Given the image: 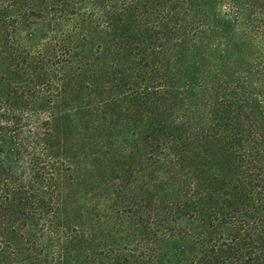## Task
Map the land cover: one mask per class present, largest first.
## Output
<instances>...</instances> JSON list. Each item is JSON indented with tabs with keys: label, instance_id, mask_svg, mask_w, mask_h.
I'll return each instance as SVG.
<instances>
[{
	"label": "trees",
	"instance_id": "trees-1",
	"mask_svg": "<svg viewBox=\"0 0 264 264\" xmlns=\"http://www.w3.org/2000/svg\"><path fill=\"white\" fill-rule=\"evenodd\" d=\"M0 264H264V0H0Z\"/></svg>",
	"mask_w": 264,
	"mask_h": 264
}]
</instances>
